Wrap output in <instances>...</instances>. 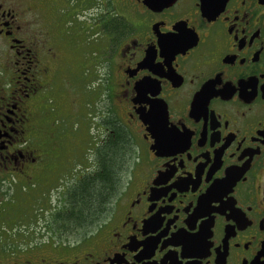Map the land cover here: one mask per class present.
<instances>
[{
    "label": "flooded vegetation",
    "instance_id": "flooded-vegetation-1",
    "mask_svg": "<svg viewBox=\"0 0 264 264\" xmlns=\"http://www.w3.org/2000/svg\"><path fill=\"white\" fill-rule=\"evenodd\" d=\"M107 167L82 236L14 226ZM0 196V264H264V0H0Z\"/></svg>",
    "mask_w": 264,
    "mask_h": 264
},
{
    "label": "trees",
    "instance_id": "trees-1",
    "mask_svg": "<svg viewBox=\"0 0 264 264\" xmlns=\"http://www.w3.org/2000/svg\"><path fill=\"white\" fill-rule=\"evenodd\" d=\"M111 23H108L110 30ZM116 142L109 145L106 154V161L114 165L118 163L123 157V164L126 158V149L120 151ZM103 173L99 174L97 179L89 180L86 183H81L76 186L74 193L71 194L66 202H61V211L58 213V221L60 225L61 234L62 228L72 226L74 224L75 230L83 225L79 222H83L88 218L96 216L97 213H102V207L113 193V183L111 180V173L118 171L116 168H104ZM122 170V169H119ZM72 232V231H71Z\"/></svg>",
    "mask_w": 264,
    "mask_h": 264
},
{
    "label": "rangeland",
    "instance_id": "rangeland-1",
    "mask_svg": "<svg viewBox=\"0 0 264 264\" xmlns=\"http://www.w3.org/2000/svg\"><path fill=\"white\" fill-rule=\"evenodd\" d=\"M75 60L77 61L78 65H79L78 58H76ZM95 71H97V70L93 69L92 85H91V89H92L91 90V92H92L91 100L93 102V104H92L93 113L92 114L96 116V118L93 119V122L96 124L98 121V116H99V102H98L99 90H98V87L95 88L96 87L95 84H96V80H97V73ZM75 85H76V87L79 86L78 83ZM82 115H83V112L76 119V122L79 124L77 128H79L81 130L85 129V121L87 119L89 120V118H90V115L87 114L86 120H85L84 117H82ZM95 116H92V117L94 118ZM93 122H92V124H93ZM73 129H76V128L73 127ZM32 188L29 187V190L33 191ZM7 192L9 194H11V191H9V189H8V191L4 192V195H8ZM17 192L18 191H16L15 194H18ZM42 194H43V196L41 197ZM0 200H3L2 202H5V201L8 202L9 201L8 197H1V196H0ZM42 205H43V207L41 208ZM56 205H57V202H56V200H52L51 193L49 191H47V192H41L40 191L39 197H37L34 200L29 201V207H31L30 210L32 212H36V213H32V212L28 213V214L27 213H19L21 211V209L26 210L27 206L26 207L17 206L16 210L18 212L17 214L19 215V220H20V218H23V220L21 222L16 223L14 226L18 229V231L21 230V233L26 232L27 234L34 232V228L36 225H38L39 228H41L42 226H49V225H51L50 222L52 220L50 217L52 215H55V213H57V211H61V209H62L61 208V205H62L61 200H60V206L58 209L56 208ZM12 210L14 211V207L12 208ZM13 213H15V212H13ZM28 215H29V217H27ZM79 223H81L82 225L87 224V222H84V221L79 222ZM1 225L2 224H0V240L1 241L5 242L8 239L10 241L20 240L18 238V236L14 235L15 234L14 230H8L7 228H5L4 226H1ZM72 232H73L72 234L64 235L66 238H68L71 241L75 240L79 236H82V234H84V232H85V229L83 228L81 230L72 231ZM65 240H67V239H65Z\"/></svg>",
    "mask_w": 264,
    "mask_h": 264
}]
</instances>
